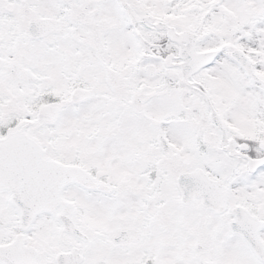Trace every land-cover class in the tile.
I'll return each mask as SVG.
<instances>
[{
  "label": "snow or ice",
  "instance_id": "1",
  "mask_svg": "<svg viewBox=\"0 0 264 264\" xmlns=\"http://www.w3.org/2000/svg\"><path fill=\"white\" fill-rule=\"evenodd\" d=\"M0 264H264V0H0Z\"/></svg>",
  "mask_w": 264,
  "mask_h": 264
}]
</instances>
